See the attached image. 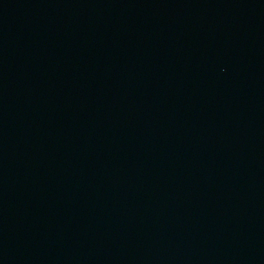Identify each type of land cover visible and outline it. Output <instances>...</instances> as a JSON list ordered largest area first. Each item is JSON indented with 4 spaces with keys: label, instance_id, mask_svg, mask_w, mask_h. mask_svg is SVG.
Listing matches in <instances>:
<instances>
[{
    "label": "water",
    "instance_id": "obj_1",
    "mask_svg": "<svg viewBox=\"0 0 264 264\" xmlns=\"http://www.w3.org/2000/svg\"><path fill=\"white\" fill-rule=\"evenodd\" d=\"M0 264H264V0H0Z\"/></svg>",
    "mask_w": 264,
    "mask_h": 264
}]
</instances>
